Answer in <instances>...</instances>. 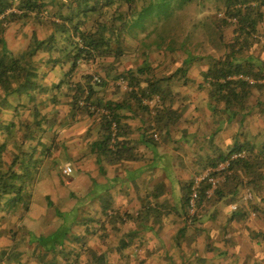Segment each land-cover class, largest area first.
Masks as SVG:
<instances>
[{"label":"trees","instance_id":"trees-1","mask_svg":"<svg viewBox=\"0 0 264 264\" xmlns=\"http://www.w3.org/2000/svg\"><path fill=\"white\" fill-rule=\"evenodd\" d=\"M48 4H58L59 9L52 16L59 20H47L45 10ZM60 5L67 6L68 11L64 13ZM225 10L236 18L237 23L213 21L207 27L204 25L217 31L215 48L224 50V53L216 59L210 56L213 62L202 72L199 87L207 92L209 106L215 114L226 115L228 123L238 119L239 125L229 154L221 153L219 157L208 158L207 163L215 164L226 160L233 153L246 152L245 157L234 160L229 171H226L228 175L230 171L233 172L228 179L231 183L229 189L234 193L235 189L248 184L261 194L264 189V104L257 103L263 123L256 128V135L249 129H240L244 128L246 115L238 116L242 114L243 108L249 109L248 100L255 96L256 91L264 92V84H253L250 79L251 76L264 77V65L259 64L254 57L244 58V54L262 39L264 0H228ZM173 11L168 2L161 3V0H0V14L6 13L0 20V211L5 212L0 215V237L7 240L5 246L0 244V264L12 260L25 264L28 262L24 260L27 254L39 264H112L110 256L115 249L97 248V243L88 241L87 236H95L93 220L84 223L78 213L79 206L73 211L78 215L75 214L71 225H68L69 218L62 217L63 224L50 234L22 230L19 233L18 229H8L6 225L9 216L16 217V221L21 224L28 215L33 198L30 188L37 180L40 166L47 159H54L55 153L62 148L58 133L67 122L66 127H69L79 117L99 118V134L88 144L91 154L97 150L99 158L108 160L122 153L118 136L121 134L119 110L123 107L116 101L104 100L100 96L104 81L99 84L94 74H81L78 81L74 80L73 74L78 72L83 63H95L108 58L120 60L130 46L127 35L133 27L138 24L144 27V22L151 18L157 19V25L166 23L173 18ZM30 18L35 19L37 29L47 26L51 32L41 38L37 30L33 31L26 49L15 53L9 47L5 33L14 21ZM200 24L197 30L190 33L203 32ZM226 27H234V36L228 41L224 38L223 28ZM62 40L65 41L64 45L60 44ZM192 40L193 36H186L183 31L178 38L169 34L160 36L153 45L154 50L149 47V51H143L145 60L153 51L185 50ZM262 47L264 50V45ZM40 53L42 55L36 59ZM202 58L192 56L184 64L190 65ZM40 63L47 66V72L56 77L59 68L58 81L46 84L44 79L48 73H43ZM148 68L129 69V83L138 89H132L127 95L129 100L137 103L136 108L144 112L149 110L148 107H142L138 94L149 99L158 95L160 100L155 102V110L150 114L155 112L159 128L164 129L167 121L168 124L180 122L187 106L176 108L172 98L176 93L170 86H162V80L148 79ZM178 70L177 73L185 77L189 66ZM62 90L65 92L60 94ZM62 110L66 112L61 118ZM52 132L49 138L51 145L42 150L37 148L44 146L43 137ZM9 140H12L11 147ZM118 146L121 147L117 149ZM191 187L192 179L187 182L184 198L187 212ZM209 187L210 184H203L198 198L199 206L206 201H215L213 197L217 194L210 198L207 196ZM218 192H221L220 188ZM235 197L231 202L237 200ZM246 209L243 207L238 211L245 215L248 213ZM8 211L13 213H6ZM150 211L154 212L152 208ZM56 212L61 213L58 209ZM82 222L86 225L83 231L78 227L82 226ZM75 226L78 232L74 230ZM134 238L135 234L132 233L121 239L116 249L121 259L130 258L127 248Z\"/></svg>","mask_w":264,"mask_h":264},{"label":"crops","instance_id":"crops-1","mask_svg":"<svg viewBox=\"0 0 264 264\" xmlns=\"http://www.w3.org/2000/svg\"><path fill=\"white\" fill-rule=\"evenodd\" d=\"M185 100L187 107L184 116L193 117L191 109L196 108L193 106L197 104V100L190 98ZM115 101L123 107L119 110L121 134L118 136V144L120 143L122 147L117 148L123 149L122 155L107 160L99 158L97 150L91 154L89 142L82 137L87 138L90 135L97 138L100 131L99 118L94 117L90 124L87 123L89 120H86L88 117L84 120L80 118L81 120H77V124L73 125L75 128L68 131L69 135L64 137L66 149H71V145L82 148L78 151L80 162L74 163L72 157L71 162H67L62 172L64 173L66 166L74 163L76 176L71 179L73 183L71 185L80 188L82 197L66 210L56 206L55 213L48 211V208L39 213H31L36 208L34 205L26 217L52 220V222L57 220L59 225L50 232L52 233L63 224V220L59 222L62 217L69 218L68 225H71L75 214L79 213L84 223L93 220L95 243L102 245L106 237L103 234H109L111 245L109 243L108 247L103 246V248L115 250L125 235L133 233L135 238L127 251L139 249L158 252L150 258L146 256L147 264L153 262L154 264H246L251 255L258 251L254 245L255 252L252 253L253 244L249 240L264 235V221L261 219L255 221V217L262 214L253 213L254 216L250 218L254 220H251L248 219L250 213L243 215L239 211L226 210V206L232 203L233 196L241 192V187L233 188L234 193H231L229 189L231 183L227 181L226 184H222L221 192L214 196L215 202H212L201 216L198 215L199 221L197 217L195 221L193 219L189 221L187 209L184 207L186 185L192 179V172L189 171L197 169L202 159L197 153L199 147L190 155L182 156L178 151L181 145L172 144L174 141L191 137V132L202 127L201 115L195 118L199 127H192V119L187 123H185L186 119H183L181 123H177L178 125L174 121V124H168L167 121L163 129L159 128L154 116L155 112L150 114L139 110L135 102L131 105L132 101ZM205 102L210 107L209 100L206 99ZM188 112L191 113L186 115ZM208 116L212 120L211 112ZM65 129H62V133ZM201 132L206 137H214L213 131L208 129L199 130V134ZM211 143L204 145L199 151L206 152L207 146H214L212 141ZM231 145L233 142H228L226 148L222 149L224 152L220 153L228 155ZM215 156L216 152H210L206 159ZM43 195L47 203L49 194L42 193L41 196ZM36 197L33 196L35 204ZM258 200L259 203L257 202L253 209L256 210L257 207V211L260 210L264 218V189L259 194ZM77 206H79L78 213H73ZM150 208L154 210L153 213ZM57 209L61 213H57ZM85 226L82 222V226L78 227L83 231ZM25 229L29 233H36L27 226ZM254 240L256 239L254 238L252 242ZM256 244L262 250L257 254L259 256L256 264H264V246H261L259 240ZM144 259L141 258L142 261Z\"/></svg>","mask_w":264,"mask_h":264},{"label":"rangeland","instance_id":"rangeland-1","mask_svg":"<svg viewBox=\"0 0 264 264\" xmlns=\"http://www.w3.org/2000/svg\"><path fill=\"white\" fill-rule=\"evenodd\" d=\"M68 2V1H67ZM163 2H168L173 11V18L168 21L164 22L161 25H157V19L156 18H151L147 20V22H144V27H142L140 24L138 26H135L132 28L131 32L127 35V39L130 42L129 48H127V52L125 56L121 57L120 60H114V58H108L104 61H99L95 63H83L80 66V69L78 72L74 73V80L78 81L81 78V74H89L92 73L94 74L95 78H98L99 84H101V81H104V85L100 87V96L104 98V100H127V102L131 101L129 100L130 98L128 97L127 93L132 92V89H138L135 86H132L129 83L130 79V74H129V69H138L143 66H148V70L146 71V74L148 75L147 78L151 80H162L161 85L167 87H171L173 90V93L176 95L175 97H172L174 99V103L176 105V108L182 109L183 106H186L184 101L186 97L190 98L191 100H197L194 101L197 104H195L193 107L195 109L193 112H188L186 115L189 113L193 114V117L189 116L188 118L183 115V119L185 120V123L192 119L191 125L192 127L198 126V123L195 122V118L197 119L198 115H201L200 119H203V122H201L202 127L198 128L195 132H191L190 135L191 137H185L183 139L174 141L172 145L179 146L180 154L182 156H185L184 154L190 155V153L194 152V149L198 148L203 149L202 147L207 144H212L211 141L213 142L212 147L207 146L205 148V151H199L197 150V153L201 155V162L198 164V168L195 170H190L191 176L196 172H201L204 171L207 168L213 167L217 163L221 161H217L215 164H210L207 163L208 159H206V156L212 152H216L215 157H219L222 149L226 148V144L229 142L235 141V133L238 129L239 121H235L232 123H228L227 121V116L222 115L219 113H214L213 108L208 107L205 100L208 99L207 92L199 87V85L202 82V72L207 70L210 64H212V58L210 56H213L216 58H219L223 55L224 50L219 51L215 48V42L216 38H218L217 31L214 32L212 28H206L208 24H213L212 22L215 21L216 23L221 22V23H237V20L235 17L231 16L228 14L225 10V6L227 5L228 0H161V3ZM68 4V3H67ZM18 8H16L15 11H17ZM59 9L58 4H48L47 8L45 11L47 20H59L58 17L52 16L55 12H57ZM60 9L65 13L68 11L67 6H61ZM211 22V23H210ZM201 23V24H200ZM200 24L202 26V31L204 32H193L190 33V31L197 30V25ZM36 21L34 18H30L27 20L20 19L17 21H14L13 24L8 28V30L5 33V37L7 39L8 45L10 48L13 49L15 53L20 52L22 50H25L29 40H30V35L32 34L33 31L37 30L39 37H44L47 35V33L51 32V28H48L47 26L43 27L42 29H37L36 28ZM196 25V26H195ZM206 25V27L204 26ZM157 27V28H156ZM225 27V26H223ZM205 29V30H204ZM182 31L187 34H191L193 36V40L190 42V45H188L185 50H178L176 52H171V51H165V50H157L153 51L150 53L148 60H145V56L143 54V51H146L149 47L151 50H154L155 48L153 47L154 43L159 40L160 36L169 34V35H174L178 38L179 35H181ZM224 31V38L225 40H230L234 36V27H226L223 28ZM262 38L260 43L256 44L254 48L251 51H248L244 54V58L246 57H254L256 61L259 64L264 65V50H263V45H264V29L261 31ZM173 37V36H172ZM60 44L64 45L65 41H60ZM42 53H40L38 56H36V59H39ZM191 55V56H189ZM204 57L202 59L196 60L193 63H189L190 65L184 64L185 60L188 59L189 57ZM43 71V73H46L48 71V67L39 64ZM189 66V71L186 73L185 77H182L178 69L180 67H186ZM58 71L60 72V69L58 68ZM56 72V69L55 71ZM53 72V73H54ZM57 73V77L59 78L60 74ZM48 76L44 79V82L46 84H51L53 81H58V78L54 76V74H50V72H47ZM177 73V74H175ZM64 74V73H63ZM145 74V73H144ZM175 74V75H174ZM173 75V76H172ZM172 76L170 80H167L168 77ZM80 77V78H79ZM146 77V75H145ZM179 77V79H178ZM146 78V79H147ZM145 79V80H146ZM251 81L253 84H264V77L262 78H257L251 76ZM187 81V82H186ZM103 83V82H102ZM65 91L62 90L60 94L64 93ZM140 97L139 99L141 100V105L143 108L148 107L149 113L155 110V102L159 101V96L155 95L152 99H149L145 95H141L140 93L138 94ZM154 99H156L154 101ZM199 99V101H198ZM202 99V100H200ZM209 100V99H208ZM152 101L151 104L149 102ZM134 101L131 102V105ZM263 103L264 104V92L262 91H256L255 96L248 100L249 103V109L243 108L242 114L238 117H241L242 115H246V122L244 124V128H240L241 130L244 129H249V131L254 132L255 135L257 133V127L260 126L262 122L261 116H259V112L257 110V103ZM136 103V102H135ZM137 105V103H136ZM264 106V105H263ZM192 107V108H193ZM221 107V106H220ZM102 108V107H100ZM259 108V107H258ZM220 109V108H219ZM103 112V108L101 109ZM65 110H62L61 118L63 117ZM211 112L212 120L210 119L209 113ZM82 118L83 120L86 119V117H79V119ZM96 118V117H95ZM78 119V120H79ZM81 120V119H80ZM86 120H89L87 122L88 124L91 123V121L94 120L93 117L90 119L87 118ZM77 122V121H76ZM73 123L69 127H66V124L69 122H65L61 128V130L58 133V140L62 148L58 150L55 153L54 159H47L40 167V173L37 176V180L34 182V185L30 188L32 190L33 196L36 197V204L35 199L33 200L32 198V205L30 208H33L34 205L36 208L35 210L32 211L31 213H39L43 209H49L48 211H52V213H55V207L59 209L66 210L69 207H72L78 200H80L81 196V191H79L78 187H73V183H71V179L76 176V173L74 171V163L79 164V157H78V151L80 148H77V145H71V149H66L64 147L66 137L68 134V131H71L73 128V125L77 123ZM181 123V122H180ZM170 124H174L171 122ZM95 126V125H93ZM58 127V126H57ZM173 127V126H171ZM199 127V126H198ZM66 128V129H65ZM68 128V129H67ZM203 128V129H202ZM62 129H65V132L62 133ZM204 129H208V131H213L214 133V140L211 136L206 137L204 134L201 132L199 134V130L204 131ZM53 135L52 133H49L48 135H45L43 137V143L44 146H39L40 150L44 149L45 146L51 145L50 141L51 136ZM218 138H217V137ZM93 136L84 138L82 139H87V142L91 141ZM217 138V139H216ZM229 140V141H228ZM238 140V139H237ZM11 147L12 140H9L8 142ZM33 147L35 146V142L32 143ZM221 145V147H220ZM232 146V145H231ZM185 147L187 149H185ZM220 147V148H219ZM220 150V151H219ZM196 152V151H195ZM224 152V151H223ZM73 157L74 163H71L69 166L72 167L73 172L71 175H65L62 170L63 167L67 164L68 161L71 162V158ZM231 172V171H230ZM80 175V174H79ZM232 173H227L226 180L222 183H226L229 179V176H231ZM72 184V185H71ZM221 184V185H222ZM220 185V186H221ZM220 186L218 188H220ZM223 186V185H222ZM221 186V187H222ZM218 188L214 191V193L211 195L213 196L216 194V191ZM221 189V188H220ZM241 192L239 194H236L237 200H235L232 203H229L228 206H226V210L228 209L229 212H235L238 210H233L232 206L234 204H238L239 208H247V212L250 213L248 219H251L253 217V213H258L262 214L260 216L255 217V221L258 219H261L264 221V218H262L263 213H260L257 210H254V205L258 202L259 203V194L255 192L254 189L249 187L248 184L243 185L241 188ZM83 190V189H82ZM251 192L252 193V199L249 201V204L247 206H244L242 204L243 200V194ZM42 193H48L49 198L47 203L44 201V195ZM210 196V197H211ZM216 196V195H214ZM208 197V198H210ZM258 197V198H257ZM42 198V199H41ZM214 198V197H213ZM52 202V203H49ZM215 201H213L214 203ZM212 201H206L205 203H202L200 206L198 204V210L197 214L195 217H197V220L199 221L201 214L206 210L207 207L211 206ZM228 204V203H227ZM226 204V205H227ZM58 209V210H59ZM225 209V208H224ZM31 210V209H30ZM30 212V211H29ZM28 212V213H29ZM2 213H5L4 211H0V215ZM6 213H13V212H6ZM189 213V211H188ZM200 215V216H198ZM194 217V218H195ZM193 218V221H194ZM254 220V219H251ZM254 221V222H255ZM61 222V219L59 220ZM253 222V225L255 224ZM22 225V226H20ZM58 222L57 220L53 221L52 220H44L40 218H30L26 217L20 224V222L16 221V217H10L7 223L8 229L13 228V229H18L19 233L21 230L23 232L26 231L25 227L27 226L28 228L33 229L37 234H48L51 231H53L57 227ZM78 229V228H74ZM106 235L105 237V243L97 244L98 246L103 248L108 247L107 244L109 245V234H103ZM253 239L255 238L256 240L253 241V239L249 240L253 245L252 253L255 252L254 250V245L257 247L258 251H256L253 256L251 255V259L249 258L246 264H256L258 256V253L262 252L261 249H259L258 245L256 244L257 241L259 240L262 245L264 246V235L263 236H255L252 237ZM87 239L91 243H95V236H87ZM246 240L248 241V237L246 236ZM7 240L0 237V244H3L4 246L6 245ZM94 245V244H93ZM101 245V246H100ZM111 245V243H110ZM260 246V247H261ZM103 249H109V248H103ZM250 252V251H249ZM30 253V252H29ZM127 253H129L130 258L124 259L120 258V253L116 250L111 254L110 259L112 261V264H147V257L150 258V256H155L154 251H140L139 249H133V250H128ZM139 255V256H137ZM73 259H75L72 256ZM141 258H145L143 261ZM153 259H156V257H153ZM256 259V261L254 260ZM24 260H27L25 264H39L37 261H35L34 258L31 257L30 254L26 255V258ZM2 264H20L18 261L14 262L9 261L7 263H2ZM149 264V263H148ZM154 264V262H153ZM156 264V263H155Z\"/></svg>","mask_w":264,"mask_h":264},{"label":"built area","instance_id":"built-area-1","mask_svg":"<svg viewBox=\"0 0 264 264\" xmlns=\"http://www.w3.org/2000/svg\"><path fill=\"white\" fill-rule=\"evenodd\" d=\"M5 12L0 14V20H2L5 16ZM98 81L99 79L96 78ZM252 82V81H251ZM152 101L149 102L151 104ZM246 156V152H237L230 155L226 160L221 161L214 165L213 167L207 168L204 171L194 173L192 176V187H191V195L189 200V213H188V219L191 221L195 215L197 214L198 210V198L200 194V190L203 187L204 183L210 184L209 189L207 190V196L210 197L214 191L227 179L226 171H229V168L231 167V164L234 160L241 159ZM73 172L72 167L69 165L64 168V174L65 175H71ZM231 173V172H229ZM252 199V193L247 192L243 196L242 204L244 206H247L249 204V201ZM233 210H238L239 205L234 204L232 206Z\"/></svg>","mask_w":264,"mask_h":264}]
</instances>
